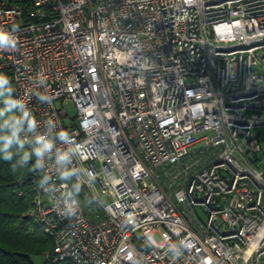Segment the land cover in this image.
Segmentation results:
<instances>
[{"label":"built area","instance_id":"1","mask_svg":"<svg viewBox=\"0 0 264 264\" xmlns=\"http://www.w3.org/2000/svg\"><path fill=\"white\" fill-rule=\"evenodd\" d=\"M0 28L54 263L264 264V0H0Z\"/></svg>","mask_w":264,"mask_h":264},{"label":"trees","instance_id":"2","mask_svg":"<svg viewBox=\"0 0 264 264\" xmlns=\"http://www.w3.org/2000/svg\"><path fill=\"white\" fill-rule=\"evenodd\" d=\"M10 94L0 83V264H71L48 257L54 242L29 216L41 179L37 151L20 137L24 123L17 109L2 103ZM262 159L261 153L255 164Z\"/></svg>","mask_w":264,"mask_h":264},{"label":"clouds","instance_id":"3","mask_svg":"<svg viewBox=\"0 0 264 264\" xmlns=\"http://www.w3.org/2000/svg\"><path fill=\"white\" fill-rule=\"evenodd\" d=\"M12 29L14 31L19 30V25L13 24ZM8 33L4 32L2 28H0V46H3L8 43Z\"/></svg>","mask_w":264,"mask_h":264},{"label":"rangeland","instance_id":"4","mask_svg":"<svg viewBox=\"0 0 264 264\" xmlns=\"http://www.w3.org/2000/svg\"><path fill=\"white\" fill-rule=\"evenodd\" d=\"M2 103L4 104V103H6V101H5V98L2 100ZM9 106H11V104H8ZM262 157H263V159H264V141H263V151H262ZM155 238L157 239V241L160 243L162 240H161V237L160 236H155Z\"/></svg>","mask_w":264,"mask_h":264}]
</instances>
